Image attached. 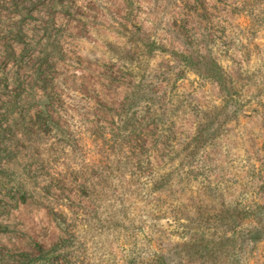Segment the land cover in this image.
<instances>
[{
    "label": "rangeland",
    "instance_id": "374dc122",
    "mask_svg": "<svg viewBox=\"0 0 264 264\" xmlns=\"http://www.w3.org/2000/svg\"><path fill=\"white\" fill-rule=\"evenodd\" d=\"M0 264H264V0H0Z\"/></svg>",
    "mask_w": 264,
    "mask_h": 264
}]
</instances>
